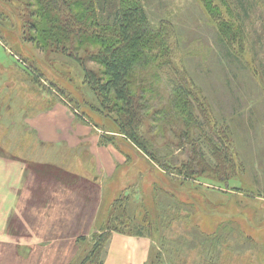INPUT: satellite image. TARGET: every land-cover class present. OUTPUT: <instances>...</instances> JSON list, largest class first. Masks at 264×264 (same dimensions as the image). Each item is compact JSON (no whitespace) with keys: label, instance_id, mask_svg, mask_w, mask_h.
<instances>
[{"label":"rangeland","instance_id":"374dc122","mask_svg":"<svg viewBox=\"0 0 264 264\" xmlns=\"http://www.w3.org/2000/svg\"><path fill=\"white\" fill-rule=\"evenodd\" d=\"M144 1L152 23L170 21L171 39L176 41L170 58L177 69L165 56L157 71L162 77L150 68L137 71V85L148 88L151 102L144 133L158 156L170 161L168 170L120 133L116 114L100 104L85 82L76 59L86 56L84 49L65 52L37 46L26 39L28 1L0 0V214L13 213L11 226L26 236L31 231L25 232L21 224L37 221L24 218L31 221L50 208L61 212L64 204L55 208L57 197L69 199L68 208H77L75 216L95 213L85 235L55 241L59 252H45L44 262L40 247L29 263L13 259L7 264H78L119 197L128 198V214L153 241L152 260L160 251L161 264H264V0L253 1L256 7L249 17L241 12L247 38L238 56L222 45L200 0ZM84 58L86 66L99 68ZM174 73L188 75L214 113H209L211 118L231 130L230 169L220 167V173H213L219 164L201 139L205 172L189 178L175 172L193 151L180 144L181 127L159 117L165 106L174 104L169 83ZM52 108L55 113L49 112ZM43 112L59 117L55 126L61 136L68 132L65 141L59 135L42 136L37 117ZM49 158L52 161H42ZM57 162L59 168L53 167ZM52 171L57 175L47 177ZM13 176L17 181L11 187ZM56 187L52 202L50 192ZM88 202L91 210L84 208ZM81 224L78 219V229ZM1 262L5 264V258Z\"/></svg>","mask_w":264,"mask_h":264},{"label":"trees","instance_id":"16d2710c","mask_svg":"<svg viewBox=\"0 0 264 264\" xmlns=\"http://www.w3.org/2000/svg\"><path fill=\"white\" fill-rule=\"evenodd\" d=\"M27 1L31 6V20L26 39L51 50L68 52L69 49H84V57L99 65L98 69L89 68L84 57L76 58L83 67L85 82L98 96L100 104L116 114L114 120L120 133L150 160L168 170L170 161L158 156L155 145L144 133L151 102L147 97L148 88L137 85V71L150 68L157 76L165 56H169L168 65L174 64L170 57L174 54L176 41L171 39V28L167 25L170 21L152 23L144 0ZM253 1L200 0L219 31L222 45L232 55L238 56L244 50L247 29L241 12L249 17L250 9L254 11L256 7ZM90 45H97V48L89 50ZM174 66L177 69L178 66ZM169 83L173 93L171 102L174 104L172 107L165 106L160 112L163 118L159 117L174 128L181 127L178 134L180 144L188 145L193 151L187 162L182 163L181 168H175V172L185 178L205 172L201 165L207 160L204 159L201 139H206L212 157L219 164V169L215 167L213 173H220V167L223 170L224 167H233L229 140L231 130L218 119L211 118L209 113L212 110L209 111L202 93L191 84L188 75L174 73ZM56 175L54 171L49 173L50 177ZM125 199L119 197L112 203L108 222L93 236L92 248L78 264H107L105 249L114 231L139 236L145 234L142 225L137 226L134 216L128 214L129 202L124 203ZM161 258L162 253L158 251L155 259L150 258L152 261L149 260L148 264H161Z\"/></svg>","mask_w":264,"mask_h":264},{"label":"crops","instance_id":"0c3cea01","mask_svg":"<svg viewBox=\"0 0 264 264\" xmlns=\"http://www.w3.org/2000/svg\"><path fill=\"white\" fill-rule=\"evenodd\" d=\"M55 110V108H52L49 112L55 113ZM48 113L43 112V115L37 117V122H39L41 124V128L44 129V131H42L41 133L42 136L56 139V137L59 135L63 139V141H65L68 137V132L64 130V135L61 136L60 128L55 126L56 122L59 120V117H52L48 115ZM52 125H54V127H52ZM71 140H76V138L72 137ZM42 161H52V159H42ZM59 166L60 165L57 162V164H55L53 167L59 168ZM71 169L73 171L75 170L73 166L71 167ZM64 172L71 171L65 169ZM54 173L56 174V171H54ZM13 178L14 176L10 181L11 187H14L15 182L17 181ZM64 188H68L65 190L67 191V195H70L71 189L68 186H64ZM57 189L58 187L54 188L50 192L51 197H53L52 202L54 201V197L56 195V192L58 191ZM58 195L59 193L57 194V196ZM14 201L10 204L11 207L13 206ZM56 201L57 202H55V208H57L56 205L58 203L64 204V207L60 208L61 212L57 210L58 208L55 210V212H51L52 209L50 208L47 213H43L42 215V212H40L39 214H37V218L32 219L31 221L26 217L24 218L25 222L37 221L33 224H21L23 230L27 229L25 232L31 231L30 235L26 236H22L20 234L21 230L19 228L11 226L10 217L13 216V213L0 214V217H2L0 218V264H4L3 262H1L3 261V258H5V264H7V260L11 261L12 263L13 259H16L19 262L29 263L30 261H32V258L35 256V254L38 253L39 250H37V248L39 249L40 247L44 248V250H40L42 252L44 262L45 252L51 251L53 253L52 256L59 252L57 247L55 246L57 245V240H68L72 238L75 239V237L79 236L80 234L85 235L84 231L88 230L87 226L92 227L95 216L94 212L91 214V212L89 211L87 212V215H85V213L77 214V216H75L73 213L77 210V208H73V206L71 208H68V198L57 197ZM14 207L16 208V210H19V206ZM90 207L91 205L89 202L84 204V208H88V210H91ZM17 215L19 216L20 214ZM3 217H5V219ZM78 219L82 223L80 229H78V226H76V221ZM3 220L7 222L5 223L3 222ZM79 230L80 232H78ZM16 231L18 232L15 233ZM152 242L153 241H151V239L148 238L147 235H130L127 233L114 231L106 246V252L104 256L105 262L107 264H148L151 258Z\"/></svg>","mask_w":264,"mask_h":264}]
</instances>
